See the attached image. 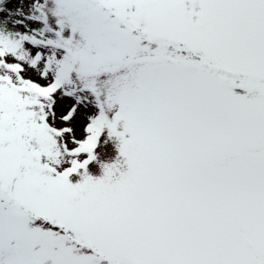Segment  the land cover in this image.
<instances>
[{"label":"snow or ice","instance_id":"1","mask_svg":"<svg viewBox=\"0 0 264 264\" xmlns=\"http://www.w3.org/2000/svg\"><path fill=\"white\" fill-rule=\"evenodd\" d=\"M0 264H264V0H0Z\"/></svg>","mask_w":264,"mask_h":264}]
</instances>
